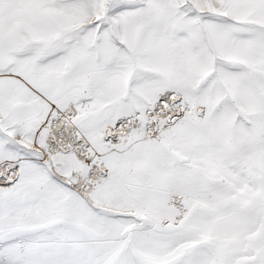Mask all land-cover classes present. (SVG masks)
<instances>
[{
	"label": "snow or ice",
	"instance_id": "1",
	"mask_svg": "<svg viewBox=\"0 0 264 264\" xmlns=\"http://www.w3.org/2000/svg\"><path fill=\"white\" fill-rule=\"evenodd\" d=\"M0 264H264V0H0Z\"/></svg>",
	"mask_w": 264,
	"mask_h": 264
}]
</instances>
